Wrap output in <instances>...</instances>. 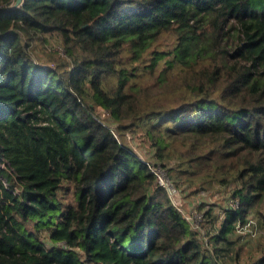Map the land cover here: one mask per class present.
<instances>
[{"label":"trees","instance_id":"16d2710c","mask_svg":"<svg viewBox=\"0 0 264 264\" xmlns=\"http://www.w3.org/2000/svg\"><path fill=\"white\" fill-rule=\"evenodd\" d=\"M14 1L0 0V264H242L235 223H264V0ZM45 35L68 60L32 56ZM138 130L154 162L123 137ZM152 165L182 190L230 185L239 205L199 202L193 227Z\"/></svg>","mask_w":264,"mask_h":264},{"label":"rangeland","instance_id":"374dc122","mask_svg":"<svg viewBox=\"0 0 264 264\" xmlns=\"http://www.w3.org/2000/svg\"><path fill=\"white\" fill-rule=\"evenodd\" d=\"M170 43H172V37L171 35L166 34L163 35V37L158 40L154 46L156 45L160 48H165L169 46ZM29 50L36 60L49 66H55L62 60H68V57L64 55L65 52H63L64 49L61 46L59 39L53 35H45L44 38H35L30 42ZM141 79L145 80L147 84L152 82V80L148 78L147 75H144V77H141ZM96 112L100 118L104 119L107 116L106 112L104 113V109L100 106H96ZM123 137L142 159L153 162L155 161V159L151 157L150 154L152 153V148L149 146L147 139L142 136L139 130L135 133L125 132ZM157 168L159 169L158 172H160L162 169L161 167ZM229 186L220 185L218 182L212 181L211 183L204 182V188L199 190L197 184L192 186L194 189L190 187L187 190H182L181 187H178L184 200L181 209L183 216L192 222V218L194 216L193 213L197 212V205L199 202H203V208H205V206L211 205L215 207L218 206L216 208H218L217 210L220 211L221 207H224L229 203L228 196H230V192L232 190V186ZM262 210L264 211V204L262 205ZM255 213L254 216L256 217L257 223L259 224L261 218L257 212ZM260 224L261 227H259V232L253 233L250 236L240 235L239 243L241 244L240 257L242 264H246L248 260L261 255L264 249V223L261 222ZM195 225L198 224H192L193 227H195ZM196 227L199 228V226Z\"/></svg>","mask_w":264,"mask_h":264},{"label":"built area","instance_id":"2783aa9c","mask_svg":"<svg viewBox=\"0 0 264 264\" xmlns=\"http://www.w3.org/2000/svg\"><path fill=\"white\" fill-rule=\"evenodd\" d=\"M157 167L158 166H156V167L154 166L151 168L152 171L156 174L155 175L156 181L166 189L172 203L179 210H181L182 205L184 203V200H183L182 194L180 193V190L172 184V182L169 180V178L166 177L164 170L161 169L163 172L161 170H160V172H158L159 169ZM228 201H229L228 204L232 207H237L239 205L237 198L231 197V198H229ZM217 209L218 208H215V210H217ZM193 215L194 216L192 218V222H191V220H190V222L192 224H198L195 226H199V221H201V219H202L201 213L200 212L198 213V211H197L196 213H193ZM234 230L237 234H240L241 236H250L253 233L259 232L256 217L253 215H249L244 222H240V221L236 222Z\"/></svg>","mask_w":264,"mask_h":264},{"label":"water","instance_id":"95a60500","mask_svg":"<svg viewBox=\"0 0 264 264\" xmlns=\"http://www.w3.org/2000/svg\"><path fill=\"white\" fill-rule=\"evenodd\" d=\"M22 0H15L12 7L19 6L21 4Z\"/></svg>","mask_w":264,"mask_h":264}]
</instances>
